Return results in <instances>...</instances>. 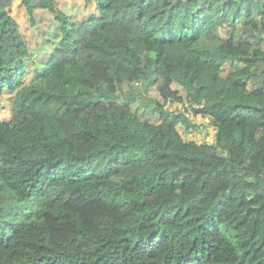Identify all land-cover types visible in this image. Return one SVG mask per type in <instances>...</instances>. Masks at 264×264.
<instances>
[{
  "label": "trees",
  "instance_id": "1",
  "mask_svg": "<svg viewBox=\"0 0 264 264\" xmlns=\"http://www.w3.org/2000/svg\"><path fill=\"white\" fill-rule=\"evenodd\" d=\"M56 1L21 0L62 33L24 84L33 52L0 0V264H264V0H95L85 20ZM136 81L159 122L118 100ZM174 84L213 141L181 133L200 126Z\"/></svg>",
  "mask_w": 264,
  "mask_h": 264
},
{
  "label": "rangeland",
  "instance_id": "2",
  "mask_svg": "<svg viewBox=\"0 0 264 264\" xmlns=\"http://www.w3.org/2000/svg\"><path fill=\"white\" fill-rule=\"evenodd\" d=\"M58 7L63 8L69 12L73 18L80 17L82 20L88 19L93 15V10L91 4H94L93 0H57ZM82 4V5H80ZM84 5H87V9H84ZM95 6V5H94ZM11 13L17 18L20 23L21 30L25 34L26 39L29 42V46L33 51L31 58L29 59V64L31 66V71L26 77V83L36 79L38 72L43 68L44 63L47 62L48 57L50 56L52 50L58 45L62 33L59 28V22L55 18L54 12L47 10H38L34 13L35 23L33 24L30 20V16L27 12L19 15L18 11H14L12 8ZM78 20L77 18H73ZM238 39L244 38L247 36V29L242 25L238 24L236 27ZM232 27L230 26H217L215 28V33L220 36L222 39H228L231 35ZM241 66L239 63L226 62L221 70L222 75L227 76L235 67ZM174 87L179 88L181 94L184 97V109L188 111L189 116L192 120L199 124L198 129H193L188 131L184 126L180 125L179 129L181 133L187 138H193L198 141H213L215 138L216 128L211 123L208 117H204L201 114H194V109L198 106L192 100L188 99L187 91L179 86L174 84ZM132 89L136 97L130 106L134 112H136L140 118L148 119L151 122H159V114L152 110L149 105L145 104V99L147 98H158L162 101V97L159 94L154 83H145L140 81L138 84L129 83L123 86L121 90V96L118 99L119 101L123 100L127 92ZM4 91L0 93V119L1 120H10L13 116L11 96L13 92ZM169 103V104H168ZM166 105L171 109L182 110L183 108L179 105L173 104V102H168Z\"/></svg>",
  "mask_w": 264,
  "mask_h": 264
},
{
  "label": "crops",
  "instance_id": "3",
  "mask_svg": "<svg viewBox=\"0 0 264 264\" xmlns=\"http://www.w3.org/2000/svg\"><path fill=\"white\" fill-rule=\"evenodd\" d=\"M88 1H90V0H88ZM92 1V0H91ZM93 2H94V4H91V7H92V10H93V14H95V8H96V10H97V12H96V15L98 14V9H97V4H96V1L95 0H93ZM80 5H82V4H80ZM95 5V6H94ZM56 7H58V4H57V1H56ZM14 9V11H18V14L19 15H22V14H24V12H27V9H26V7H25V5L21 2V0H12V3H11V5L9 6V9L11 10V9ZM59 8H61V7H59ZM87 9V5H84V9ZM38 10H47V9H37V10H35V13H36V11H38ZM69 13V12H68ZM70 14V13H69ZM73 18H77L78 20H82L80 17H74L73 16ZM25 35V34H24ZM27 42H28V40H27ZM28 44H29V42H28ZM31 48V47H30ZM53 51V50H52ZM33 52V51H32ZM31 58V57H30ZM29 58V59H30ZM48 59H49V57H48ZM48 59H47V61H48ZM28 64H29V61H28ZM27 68H28V72L25 74V76H24V79H23V81H24V84H28V83H30V82H32V81H34V80H32V81H28L27 83H26V77L28 76V74L30 73V69H31V66L30 65H28L27 66ZM6 90H8V91H11V90H9V89H5L4 91H6ZM3 91V92H4ZM11 92H13V94H12V96H11V102H12V100H13V98H14V95H15V91H11ZM10 92V93H11ZM1 120V119H0Z\"/></svg>",
  "mask_w": 264,
  "mask_h": 264
},
{
  "label": "built area",
  "instance_id": "4",
  "mask_svg": "<svg viewBox=\"0 0 264 264\" xmlns=\"http://www.w3.org/2000/svg\"><path fill=\"white\" fill-rule=\"evenodd\" d=\"M138 83H139L138 81L135 82V84H138Z\"/></svg>",
  "mask_w": 264,
  "mask_h": 264
}]
</instances>
